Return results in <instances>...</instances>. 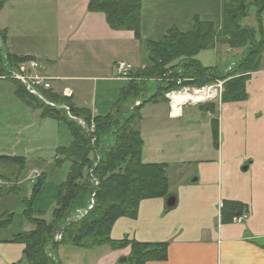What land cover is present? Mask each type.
Masks as SVG:
<instances>
[{
  "label": "crops",
  "instance_id": "0c3cea01",
  "mask_svg": "<svg viewBox=\"0 0 264 264\" xmlns=\"http://www.w3.org/2000/svg\"><path fill=\"white\" fill-rule=\"evenodd\" d=\"M88 1H3L0 31L6 35L3 57L36 59L40 73L51 78L52 90L59 94L71 90L72 104L90 110L92 116L112 112L120 90L129 82L117 76V62L132 65V71L143 69L148 63L147 41H159L171 27L188 31L194 17L211 21L223 2L141 0L137 36L131 30L112 29L104 13L88 11ZM158 33L159 39L151 38ZM215 49L201 51L196 59L205 67H216L201 59L203 55L214 60ZM9 82L0 79V157L22 158L17 185L25 199L31 197L32 189L23 190L22 172L29 163L38 165L32 168L42 175L37 199L45 193L52 174L62 168L67 174L69 163L58 162L56 149L69 145L72 137L63 122L43 118L41 110L18 99L15 84ZM245 87L244 101H219L214 113L183 103L178 105L179 112L172 104L173 116L168 102L141 109L142 161L167 164L169 195L142 200L135 218L114 222L110 237L166 243L167 258L146 264H264V55L261 68L251 74ZM213 121L218 124L217 145ZM146 142L150 147L144 149ZM17 165L0 160V171L16 170ZM64 173L54 176L55 183L65 180ZM21 197L0 196V218L13 209L16 200L22 202ZM170 197L175 199L173 206L167 204ZM224 201L243 204L246 218L222 223ZM53 204L46 221L51 220ZM27 224L30 228L23 232L33 229ZM9 227L0 228V264H26L24 245L12 241L15 234L2 236ZM129 253L130 247L111 250L108 246L79 249L61 245L55 259L56 264H127Z\"/></svg>",
  "mask_w": 264,
  "mask_h": 264
},
{
  "label": "trees",
  "instance_id": "16d2710c",
  "mask_svg": "<svg viewBox=\"0 0 264 264\" xmlns=\"http://www.w3.org/2000/svg\"><path fill=\"white\" fill-rule=\"evenodd\" d=\"M2 2L0 0V6ZM141 3V0H89L87 9L104 13L112 29L131 30L139 36ZM250 8H254L255 13L256 26L253 27L241 23L242 19L249 16ZM263 14L264 0H223L219 27L212 21L194 17L190 30L183 32L171 27L159 41H147V65L129 75L131 80L120 90L112 112L107 115L92 116L90 110L76 108L70 98L57 95L53 90L43 91L46 100L66 106L75 118L82 119L87 128L92 125L90 121L94 123V133L86 132L84 124L70 119L65 109L50 107L28 93L20 83L13 82L18 99L32 109L41 110L43 118L63 122L72 137L69 145L56 149L58 162L69 163V170L65 180L56 188L53 199L55 207L50 221L41 217L45 214L44 209L38 210L34 206L36 196L41 192L39 178L42 175L34 182L31 197L25 199L20 196L17 185L22 158L0 157V160H7L11 164L19 163L16 170L6 168L0 171V180L7 185L6 188L0 187V196L12 194L21 197L24 206L21 214L33 226L28 232L16 233L12 239L24 245L26 264H56L48 253L53 251L55 254L61 245L79 249L108 246L111 250L130 247L125 259L127 264H146L148 261L167 258L166 243H140L126 238L113 240L110 237L114 222L119 218H135L142 200L169 195L167 164H145L142 161L140 111L147 104L167 102L166 94L183 86L201 88L216 80H226L228 76H217L216 67H205L196 59L201 51L214 49L220 39L231 49L247 46L245 56L229 74L231 78L224 82L221 94L222 103L244 101L247 98L246 82L252 73L261 68L264 55ZM0 40L1 44L6 42V35L2 31ZM2 51L0 46V76L6 74ZM6 55L12 66L32 59L28 56ZM178 59L183 60L180 66L183 71L177 73L174 70L172 79V75L169 77L166 74L169 68L173 70L178 66L170 65ZM178 78L181 79L180 85L176 84ZM138 99L141 104L130 109ZM199 109L213 111L214 104H200ZM213 140L217 145L218 129L214 125ZM99 151L102 155L95 166L91 155ZM92 179L97 183L95 191L91 190ZM90 192L95 193L93 207L81 219H70L74 210L85 204ZM246 211V207L239 202L224 201L220 212L221 222H233ZM14 216L13 211L4 213L0 218V228L9 227ZM57 235H60L58 240Z\"/></svg>",
  "mask_w": 264,
  "mask_h": 264
},
{
  "label": "rangeland",
  "instance_id": "374dc122",
  "mask_svg": "<svg viewBox=\"0 0 264 264\" xmlns=\"http://www.w3.org/2000/svg\"><path fill=\"white\" fill-rule=\"evenodd\" d=\"M3 1H6V0H3ZM250 14H249V16L248 17H246V18H244V19H242V21H241V23H242V25H245V26H251V27H253V26H256V21H255V13H254V8H250ZM45 12V10H43V13ZM264 18V17H263ZM212 22H214V24L217 26V27H219L220 26V22H221V11H219L218 12V15L216 16V17H212V20H211ZM263 25H264V19H263ZM190 30V29H189ZM181 31H183V32H185V31H187V30H184V29H181ZM258 35V34H257ZM161 37V33H158V34H156V35H151V38L152 39H159ZM259 37V36H258ZM224 42V40L223 39H220L219 40V42H217V44H216V46H215V59L214 60H212V61H210V58L211 57H209V58H206L205 56H201L202 58L201 59H204V61L203 62H205V64H210V65H215L216 66V69H217V76L219 75V76H228V78L226 79V80H221V84L219 83V80H216V81H214L213 83H211V84H208V85H205V86H203V87H206V86H210V87H212V89L213 90H217L218 92L217 93H220V96L219 97H210V98H208V99H206L205 101H202V102H197V101H193V100H186V101H181L180 102V104H186V105H189V104H194V105H197V107L199 108V106L198 105H200V104H206V103H212V104H214V110L213 111H210V110H208L207 112H211V113H214L215 112V110H216V108L218 107V105H219V101H221V94H222V92H223V87H224V82H226L228 79H230L231 77H229V74H231V72L233 71V69L235 68V66L238 64V61H240V59L241 58H243L244 56H245V54H246V50H247V46H245V47H241V48H233V49H231L227 44H225V43H223ZM2 49H4V44L2 45ZM213 49V50H214ZM212 50V49H211ZM233 50V51H232ZM207 51V50H206ZM3 52V51H2ZM4 55V54H3ZM209 55V54H208ZM7 59V60H6ZM3 64L5 65V66H7V65H10V67H15V66H12L10 63H9V61H8V58H6V56L5 57H3ZM7 62V63H6ZM181 62H183V60L182 59H178V60H174L173 62H171L170 63V65H174V66H176V65H178L177 67H175V68H173V70L172 69H170L169 68V70L167 71L168 73H167V76L169 75V74H171V75H169V77L171 76V78L173 79V73L175 72L174 70H176L177 71V73H180V72H182L183 70H182V68H180V66H182V63ZM135 72L134 71H132L131 72V74H134ZM131 74H129L130 76H131ZM130 76H128V77H126V79H128L129 81L131 80V77ZM1 80H6V81H9L8 79H2V78H0ZM177 80H181V79H176V81ZM11 82V81H10ZM9 82V83H10ZM13 82H11V84H12ZM188 87H190V86H188ZM193 88V87H192ZM195 88V87H194ZM202 88V87H201ZM197 89H199V88H197ZM180 90V88L178 89V90H173V92H177V91H179ZM149 92V91H148ZM171 92V91H170ZM57 95H59V93H56ZM149 94V93H148ZM174 95H177V94H179V92H177V93H173ZM61 96H62V94H60ZM181 96H185V95H182L181 94ZM63 97V96H62ZM166 97V96H165ZM172 97L173 96H171V97H169V99L166 97V99H167V102H168V104H170V107H171V111L173 110V108H172V104H173V99H172ZM70 98V97H69ZM139 100V99H138ZM136 101V100H135ZM140 101V104H141V100H139ZM193 101V102H192ZM195 102H197V103H195ZM166 103V102H165ZM179 104V103H178ZM178 104H173V105H175V106H177L178 107ZM134 106H139V105H136L135 103H133V106L130 108V109H132ZM181 106V105H180ZM57 108H59V106L57 107ZM179 108L180 107H178L177 108V111L179 112ZM204 112V111H203ZM204 113H206V112H204ZM170 114L171 115H173L174 116V110H173V112H170ZM125 116H127V114H125ZM142 117V116H141ZM77 119H79V122L81 121V122H83L82 121V119H80V118H77ZM199 119H200V121H202V116H200L199 117ZM204 121V120H203ZM78 122V123H79ZM203 123V122H202ZM216 123V122H215ZM80 124V123H79ZM83 124H84V122H83ZM90 124H92V125H90V127L89 128H87V125L86 124H84V126L83 127H86V132H88V133H94V123H92L91 121H90ZM64 124L63 123H61V127L63 126ZM213 125L214 126H216L217 127V129H218V124H214L213 123ZM140 127H141V125H140ZM64 132H65V127H64ZM65 134V133H64ZM171 139H172V137H170ZM152 146V145H151ZM150 146L148 145V142H146L145 143V145H144V149L145 148H149ZM102 155V153L99 151V152H97L96 154H94V153H92V155H91V159H92V161H93V164L96 166L97 165V163L100 161V156ZM156 159V158H155ZM67 165V164H66ZM36 166H38L36 163H29L28 164V167H26V169L22 172V175H21V178H20V181L22 182V186H23V190L25 191V193H27V191H29V190H31L32 188H33V185H34V183L32 184L31 182H30V179H31V176H32V174L33 173H39L38 171H33V167H36ZM63 167H65V166H63ZM66 169L65 168H62V170H61V172H59V173H54V174H52L51 176H50V178L48 179V183H47V185H45V187H44V190H45V193L43 194V195H41V197H39V198H37L36 199V201H35V203H34V206H35V208H38V209H44L45 211H44V213H45V215H44V217L43 218H45V219H47L48 217H50V208L52 207V206H54V202H53V199H54V196H55V192H56V188H57V185H58V183H55V181L56 180H58V179H56L54 176H61L64 172H66L65 171ZM91 172V171H90ZM40 174V173H39ZM66 173H64V175H65ZM37 178H39V176L37 177ZM26 179V180H25ZM37 180V179H36ZM35 180V181H36ZM61 182V181H60ZM95 179H92V186H91V190L92 189H94L93 191H95L96 190V188H97V183L95 182ZM8 186H9V184H8ZM5 187H7V185H5ZM2 188V187H1ZM92 192V191H91ZM90 192V193H91ZM92 197H91V196ZM89 195V197L87 198V200L85 201V204H83V206L82 207H80V208H78V209H75L74 210V213H72L70 216H71V218L70 219H72V220H74V221H76V220H79V219H81L82 218V216H84V213H85V211L87 210V209H89L90 210V208H88V207H90L91 205H92V200H93V196H95V193L93 192V193H91ZM16 202H18V203H15V204H11L12 206H13V209L11 210V211H13L14 213H15V220H14V223H13V225L12 226H10L9 227V230H7L6 232H5V234H2V236H10L12 233H14V234H16V233H19V232H23V231H26V230H29L28 228H30V226L27 224V222L24 220V218H23V216H22V210L24 209V206H23V204H22V202L20 201V200H16ZM93 204H94V202H93ZM9 207V206H8ZM9 209H11L10 207H9ZM88 210V211H89ZM87 211V212H88ZM69 219V220H70ZM32 227V226H31ZM56 251V250H55ZM49 253H51V258L52 259H54V261H55V263H57L56 262V257H55V254L53 253V251H51V252H49ZM48 253V254H49Z\"/></svg>",
  "mask_w": 264,
  "mask_h": 264
},
{
  "label": "built area",
  "instance_id": "2783aa9c",
  "mask_svg": "<svg viewBox=\"0 0 264 264\" xmlns=\"http://www.w3.org/2000/svg\"><path fill=\"white\" fill-rule=\"evenodd\" d=\"M5 69H6V74L1 75L0 78L8 79L11 82H18L32 96H35L38 99L44 101L50 107H58V105H55L54 103L49 102L43 96V91L52 90V85H51V78L46 77L40 73L41 65H40L39 61L32 58L29 61L18 63L15 67H10V65H7V66H5ZM132 69H133L132 65H130L126 62L119 61L116 63V71H117L118 77H124V78L128 77L129 74L131 73ZM169 75H171V74H169ZM166 76H167V74H166ZM180 83H181V80L176 81L177 85H180ZM219 83L220 84L222 83L221 80H219ZM200 91H206L207 93H206L203 100L197 101L198 103L205 101L206 99L213 97V96L219 97L220 93H221V92L217 93L218 91L213 90L212 87H210V86L202 87L199 89L194 88V87L192 88V87H188V86H183L177 92H179V94H197V92H200ZM177 92H173V91L168 92L166 94V97L169 99V97L174 95L173 93H177ZM62 96L69 98L72 96V91L66 88L62 92ZM197 102H195V103H197ZM59 107L66 110V114L70 119L79 122V120L77 118H75L69 112V110L66 106L61 105ZM80 124L83 125V122H81ZM38 176H40L39 173H36V172L33 173L31 176L30 182L33 184ZM5 185L6 184L0 180V187H3ZM92 207H93V200H92V205L88 208L91 209ZM88 210L89 209H87L85 211V213H87ZM245 218H246V213H244L242 216L235 218L234 221L235 222H241ZM58 239H60V235L56 236V240H58ZM48 255L50 257L52 256L51 253H49Z\"/></svg>",
  "mask_w": 264,
  "mask_h": 264
},
{
  "label": "bare ground",
  "instance_id": "6f19581e",
  "mask_svg": "<svg viewBox=\"0 0 264 264\" xmlns=\"http://www.w3.org/2000/svg\"><path fill=\"white\" fill-rule=\"evenodd\" d=\"M206 91H200L197 92V94H182L185 96H181V94H177V95H173L172 99H173V104H180L181 101H186V100H193V101H199V100H203L205 95H206ZM178 104V105H179Z\"/></svg>",
  "mask_w": 264,
  "mask_h": 264
},
{
  "label": "water",
  "instance_id": "95a60500",
  "mask_svg": "<svg viewBox=\"0 0 264 264\" xmlns=\"http://www.w3.org/2000/svg\"><path fill=\"white\" fill-rule=\"evenodd\" d=\"M134 103H135L136 105H140V101H139V100H136ZM78 120H79V119H78ZM79 123H81V121H80ZM167 204H168V206H173V205L175 204V199H174L173 197H170V198L168 199V201H167Z\"/></svg>",
  "mask_w": 264,
  "mask_h": 264
}]
</instances>
